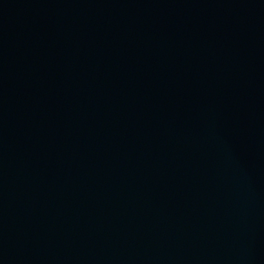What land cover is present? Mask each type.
<instances>
[{"label": "water", "instance_id": "1", "mask_svg": "<svg viewBox=\"0 0 264 264\" xmlns=\"http://www.w3.org/2000/svg\"><path fill=\"white\" fill-rule=\"evenodd\" d=\"M0 264H264V0H0Z\"/></svg>", "mask_w": 264, "mask_h": 264}]
</instances>
